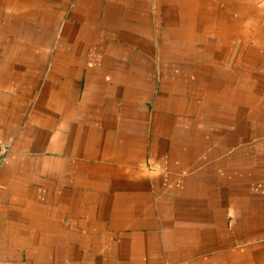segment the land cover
<instances>
[{"label": "crops", "instance_id": "1", "mask_svg": "<svg viewBox=\"0 0 264 264\" xmlns=\"http://www.w3.org/2000/svg\"><path fill=\"white\" fill-rule=\"evenodd\" d=\"M0 264H264V0H0Z\"/></svg>", "mask_w": 264, "mask_h": 264}]
</instances>
